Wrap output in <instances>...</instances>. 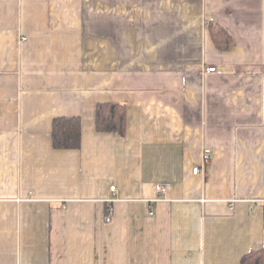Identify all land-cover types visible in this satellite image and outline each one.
Here are the masks:
<instances>
[{
  "label": "crops",
  "instance_id": "0c3cea01",
  "mask_svg": "<svg viewBox=\"0 0 264 264\" xmlns=\"http://www.w3.org/2000/svg\"><path fill=\"white\" fill-rule=\"evenodd\" d=\"M98 102L125 105L124 136ZM57 116L79 148L52 147ZM249 250L264 264V0H0V264Z\"/></svg>",
  "mask_w": 264,
  "mask_h": 264
},
{
  "label": "trees",
  "instance_id": "16d2710c",
  "mask_svg": "<svg viewBox=\"0 0 264 264\" xmlns=\"http://www.w3.org/2000/svg\"><path fill=\"white\" fill-rule=\"evenodd\" d=\"M217 40H227L222 30H216ZM94 126L98 132L125 135L126 107L121 103L98 102L94 109ZM51 141L55 149H77L81 142V119L78 116H57L51 123ZM240 264H263L262 250H249Z\"/></svg>",
  "mask_w": 264,
  "mask_h": 264
},
{
  "label": "built area",
  "instance_id": "2783aa9c",
  "mask_svg": "<svg viewBox=\"0 0 264 264\" xmlns=\"http://www.w3.org/2000/svg\"><path fill=\"white\" fill-rule=\"evenodd\" d=\"M215 70V67H207L206 68V72H211V71H214ZM212 159V151L206 147L203 149V153H202V161H203V164L200 166H196L192 169L193 173H198L200 172L201 170H203L204 166L207 165L210 160ZM204 165V166H203ZM168 184L167 183H161L157 186V190H158V193H164L166 188H167ZM110 190L111 191H114L115 190V187L114 186H111L110 187ZM150 214H152V210L150 211ZM106 221H109V217L106 218Z\"/></svg>",
  "mask_w": 264,
  "mask_h": 264
}]
</instances>
